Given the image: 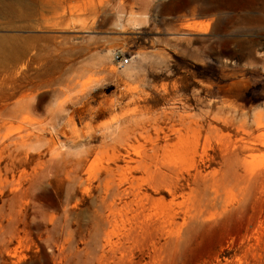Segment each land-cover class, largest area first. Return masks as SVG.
I'll list each match as a JSON object with an SVG mask.
<instances>
[{
  "label": "rangeland",
  "instance_id": "374dc122",
  "mask_svg": "<svg viewBox=\"0 0 264 264\" xmlns=\"http://www.w3.org/2000/svg\"><path fill=\"white\" fill-rule=\"evenodd\" d=\"M175 1L0 2V264H58L65 210L83 264L103 195L131 192L117 239L133 192L161 200L176 173L212 196L191 185L202 221L167 264H264V3L232 20Z\"/></svg>",
  "mask_w": 264,
  "mask_h": 264
},
{
  "label": "bare ground",
  "instance_id": "6f19581e",
  "mask_svg": "<svg viewBox=\"0 0 264 264\" xmlns=\"http://www.w3.org/2000/svg\"><path fill=\"white\" fill-rule=\"evenodd\" d=\"M17 1L16 5H19L22 0ZM262 1L264 3V0ZM0 2L3 4L6 0H0ZM190 2L191 0H179V2H172L166 8L168 12L176 14L186 8ZM203 4V8L201 9L203 15L214 13L218 14L219 18L226 16V18H231L232 20L233 18L248 16L251 14L249 10L252 8L247 0H203ZM131 23L134 25V28H140L142 22L133 17ZM2 43L3 39L0 37V44ZM159 131L164 133L161 139L168 143L170 135L165 133L163 128H160ZM171 131L176 134L178 132L175 129ZM159 148L160 146L155 144L152 152L156 154ZM208 179V176H203L201 173L194 175L192 180L176 173V177L169 182L167 180L161 181L157 184L158 187L155 183L157 188L153 186L156 192L163 193L164 196H162L161 200H154L147 193L142 194L141 192L135 194L133 192L138 208L133 211L132 218H129L127 215V220L134 225L117 235V239L113 238L116 233L111 228H115L120 221V217L123 216L121 215V207L126 206L127 202L125 198L131 192H127L126 188L122 190L123 192L116 191V194L112 193L109 195L108 193V195L100 196V207L95 211V215L101 226H98L96 234L94 233L96 237L95 245L90 250L87 249L86 261L83 264H167L170 258L175 257L176 259L186 238L190 234V228H194L202 221L201 204L200 206L195 204L192 207L186 205V207H183V205L192 197L191 195L194 190L191 188L192 184L205 185L206 190H209V193H205H207V196L209 195L208 199H210L212 193L211 185L209 186V184L211 182L209 183ZM189 189H191V192L188 191ZM167 197H170L169 203L165 202ZM179 199H183L184 201L179 202ZM154 204H163L169 208V211L153 220L151 216H146V211L150 205ZM120 205L122 206L119 207ZM73 215L74 212L71 210H65V219L61 223L64 241L59 244V252L57 254L58 264H70L74 256L75 248L71 242L74 231H72L69 224ZM179 218L184 222L181 226L183 227L188 224V227L185 229L180 227V223L177 221ZM17 257L21 259L20 255H17Z\"/></svg>",
  "mask_w": 264,
  "mask_h": 264
},
{
  "label": "built area",
  "instance_id": "2783aa9c",
  "mask_svg": "<svg viewBox=\"0 0 264 264\" xmlns=\"http://www.w3.org/2000/svg\"><path fill=\"white\" fill-rule=\"evenodd\" d=\"M117 59L120 61V64L122 66H126L129 63V59L128 58L123 60L120 56H117Z\"/></svg>",
  "mask_w": 264,
  "mask_h": 264
},
{
  "label": "water",
  "instance_id": "95a60500",
  "mask_svg": "<svg viewBox=\"0 0 264 264\" xmlns=\"http://www.w3.org/2000/svg\"><path fill=\"white\" fill-rule=\"evenodd\" d=\"M254 60H255L256 64H259V65H263L264 64V59H262V58H254ZM238 61H242V59L239 58Z\"/></svg>",
  "mask_w": 264,
  "mask_h": 264
},
{
  "label": "trees",
  "instance_id": "16d2710c",
  "mask_svg": "<svg viewBox=\"0 0 264 264\" xmlns=\"http://www.w3.org/2000/svg\"><path fill=\"white\" fill-rule=\"evenodd\" d=\"M254 103H256V102H254Z\"/></svg>",
  "mask_w": 264,
  "mask_h": 264
}]
</instances>
